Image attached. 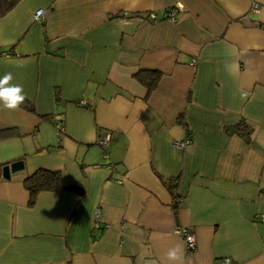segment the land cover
<instances>
[{"label":"crops","instance_id":"1","mask_svg":"<svg viewBox=\"0 0 264 264\" xmlns=\"http://www.w3.org/2000/svg\"><path fill=\"white\" fill-rule=\"evenodd\" d=\"M9 72L33 110L0 105V264H264V0H17L0 16ZM38 168L83 193L29 204Z\"/></svg>","mask_w":264,"mask_h":264},{"label":"trees","instance_id":"2","mask_svg":"<svg viewBox=\"0 0 264 264\" xmlns=\"http://www.w3.org/2000/svg\"><path fill=\"white\" fill-rule=\"evenodd\" d=\"M17 0H0V16L4 14L6 11H8ZM156 70H140L137 73L138 78L145 82L146 84L150 85L152 82V78L148 77L150 74L157 75ZM20 107L26 108L28 110H33V106L27 102L24 101L23 104L20 105ZM240 127V128H239ZM248 126H244V122L240 121L239 123L228 127V130H241L243 134L245 135L246 139H249V129ZM11 135L10 130H0V137H8ZM168 187L170 189V192L172 193V196L174 198L177 197V184L173 180L168 181ZM23 185L27 189L29 193V204H32L34 202L35 196L40 191H57V190H69L72 192H76L78 195H81L83 193L82 189L73 186V185H64L62 182V176L60 171L58 170H51L46 168H38L31 174L25 176L23 178Z\"/></svg>","mask_w":264,"mask_h":264},{"label":"built area","instance_id":"3","mask_svg":"<svg viewBox=\"0 0 264 264\" xmlns=\"http://www.w3.org/2000/svg\"><path fill=\"white\" fill-rule=\"evenodd\" d=\"M42 14H43V9L42 8H38L33 13V18L35 20H38V19H40L42 17ZM164 16L166 18H169V19H172V20L176 19V14H175V11L173 10V8H169L165 12ZM153 19H156V18L154 17ZM1 55H7V52H2ZM55 128H56V131L58 133L61 132L62 128H61V124L60 123H56ZM108 142H109V135L108 134L102 135V136H100L98 138V143L100 144V146L103 149L107 146ZM189 142H190V138L188 136H185L182 140L175 141L174 144L177 147H183L186 144H188ZM95 215L96 216L98 215V210L97 209L95 210ZM259 219L261 221H264V213L260 214ZM174 232L183 239L185 252L187 254L193 252L196 249L195 235L189 228L177 227L174 230ZM219 264H231V260L229 258H223Z\"/></svg>","mask_w":264,"mask_h":264},{"label":"clouds","instance_id":"4","mask_svg":"<svg viewBox=\"0 0 264 264\" xmlns=\"http://www.w3.org/2000/svg\"><path fill=\"white\" fill-rule=\"evenodd\" d=\"M12 74L6 73L0 77V105L7 110H18L20 105L24 103L26 96L22 85L13 84ZM180 247L172 248L167 253L169 261H178L180 259Z\"/></svg>","mask_w":264,"mask_h":264},{"label":"water","instance_id":"5","mask_svg":"<svg viewBox=\"0 0 264 264\" xmlns=\"http://www.w3.org/2000/svg\"><path fill=\"white\" fill-rule=\"evenodd\" d=\"M22 168V160H15L9 164H5L1 167L2 177L8 179L10 173Z\"/></svg>","mask_w":264,"mask_h":264}]
</instances>
